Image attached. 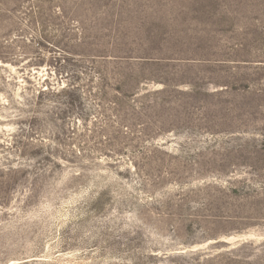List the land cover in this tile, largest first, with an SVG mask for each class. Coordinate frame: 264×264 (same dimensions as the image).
I'll return each instance as SVG.
<instances>
[{"label": "rangeland", "instance_id": "374dc122", "mask_svg": "<svg viewBox=\"0 0 264 264\" xmlns=\"http://www.w3.org/2000/svg\"><path fill=\"white\" fill-rule=\"evenodd\" d=\"M0 264H264V0H0Z\"/></svg>", "mask_w": 264, "mask_h": 264}, {"label": "trees", "instance_id": "16d2710c", "mask_svg": "<svg viewBox=\"0 0 264 264\" xmlns=\"http://www.w3.org/2000/svg\"><path fill=\"white\" fill-rule=\"evenodd\" d=\"M144 66L149 67V64H148V65H144ZM144 66H140V67L143 68ZM140 67H139V68H140ZM137 83H139V85H140V81L137 82ZM136 89H137V88H131V90H129V92L132 93V97H135V96L138 95V92L136 91Z\"/></svg>", "mask_w": 264, "mask_h": 264}]
</instances>
